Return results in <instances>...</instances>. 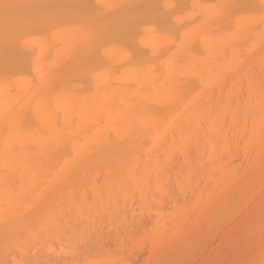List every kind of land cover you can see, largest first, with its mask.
Returning a JSON list of instances; mask_svg holds the SVG:
<instances>
[{"label":"bare ground","instance_id":"obj_1","mask_svg":"<svg viewBox=\"0 0 264 264\" xmlns=\"http://www.w3.org/2000/svg\"><path fill=\"white\" fill-rule=\"evenodd\" d=\"M135 204L146 264H264V0H0V264H131Z\"/></svg>","mask_w":264,"mask_h":264},{"label":"rangeland","instance_id":"obj_2","mask_svg":"<svg viewBox=\"0 0 264 264\" xmlns=\"http://www.w3.org/2000/svg\"><path fill=\"white\" fill-rule=\"evenodd\" d=\"M173 191H171V193H172ZM175 193V192H174ZM173 194V193H172ZM176 194H177V192H176ZM176 194H174V197H175V195ZM178 195V194H177ZM179 196V195H178ZM178 196H176V198L178 197ZM136 205V204H135ZM134 206V205H133ZM132 206V207H133ZM166 207H168V206H166ZM134 209V210H133ZM168 209H170V208H168ZM131 210V212H132V210H133V212L130 214H128V212H130V211H128L127 210V212H126V214H123V215H125L124 217H125V219L122 221V224L119 222V220H117L118 221V225H115L116 224V222H115V220L114 221H112V224L115 222V224H113V228L111 227V230L109 231V228H110V226H109V228H105L106 226V224L108 223V222H105L104 224H103V231H107L108 233H106V232H103V236L104 235H106L107 236V234H108V238L107 237H105L106 239H109V240H106L107 242H108V248H105V250L107 249L108 251H106V253H105V251H101V250H99V252H100V254L102 255V257L103 256H105L104 255V253L107 255H109V253L108 252H110V253H112L113 255H115V256H118V257H122V255H123V257L125 256V259H127L128 257L127 256H129V255H131V256H133V258L131 259V257L129 256V258L133 261H136L134 264H146L147 263V258H148V241H146V239L148 238V235L150 234L149 232H150V226H148V222L146 221V219L145 220H143L142 218H147L145 215H146V213H150L151 214V212H146V213H142L141 214V209L140 208H138L137 207V205L136 206H134L132 209H130ZM142 212H144V211H142ZM145 214V215H144ZM122 215V216H123ZM133 215V216H132ZM144 215V216H143ZM152 215L153 214H151V216L148 214V217L149 218H151L152 217ZM140 216H141V219H140ZM127 217V218H126ZM153 217H154V215H153ZM153 217H152V219H153ZM121 218V217H120ZM120 218H118V219H120ZM123 218V217H122ZM134 219V220H133ZM148 219V218H147ZM152 219H150V221L149 222H151V220ZM131 220V221H130ZM137 220H139L141 223H140V226H141V228H140V226H138V227H136L137 226V224H139V221H137ZM141 220H143L144 221V223H146V224H144ZM154 220V219H153ZM121 221V220H120ZM128 221V222H127ZM129 221H130V223H129ZM136 221L138 222V223H136ZM235 221V220H234ZM131 222H132V224H131ZM231 222V223H230ZM230 222H228L227 224H226V238L225 239H223V237L221 236L220 237V234H224L223 232L222 233H218V235L217 234H214V235H212L211 237H209V239H207L208 241L207 242H209V243H207L206 242V244L205 245H202L201 247H197V248H195V249H193V250H185V252L183 251L182 253H183V255L182 254H180V255H182V257L180 256L179 258H181V260L180 259H178L176 262H175V264H185V262H186V264H247L248 262H249V260H251V259H249V258H251V257H248L247 255H249V256H252L253 254V251L252 250H250L249 248H242V246H240V244H238V242H236V241H233L232 239H230V240H228L229 238H227L228 237V232L229 231H231V228H234L233 227V225H234V223H232V221H230ZM126 223V224H125ZM128 223V224H127ZM135 223H136V226H134V228H133V230H132V228L131 227H133V224L135 225ZM142 223H143V225H142ZM127 225L128 227H130L129 228V230H125V229H128V227L127 226H125V225ZM232 224V225H231ZM107 225H109V223L107 224ZM119 225H124L125 226V228L124 227H122V226H119ZM147 225V226H146ZM149 225H151V224H149ZM105 226V227H104ZM117 226V227H116ZM152 226V225H151ZM108 227V226H107ZM114 227H116V229L118 228V227H120V228H118V230L120 229V231H119V233H124V234H119L118 232H117V230H114L115 228ZM127 227V228H126ZM143 227V228H142ZM145 227V228H144ZM146 227H148V229L146 228ZM228 227V228H227ZM231 227V228H230ZM106 229V230H105ZM108 229V230H107ZM122 229H124V230H122ZM140 229V230H139ZM143 229H144V231H143ZM116 231L117 232V234H116V232L114 233V231ZM229 230V231H228ZM130 231V232H129ZM136 231V232H135ZM140 231H142V232H140ZM110 232V233H109ZM112 232V233H111ZM128 232H129V234H128ZM106 233V234H105ZM131 233V234H130ZM136 233V235H134ZM230 233V232H229ZM235 233V232H234ZM109 234H111L110 236H109ZM114 234H115V236H114ZM120 236H119V235ZM127 235H128V238H127ZM144 235V236H143ZM117 236L118 237H121L122 239H123V236H124V239L125 238H127L128 240H123V241H128L129 243L131 242V241H135L136 243H137V245H135V246H131V248L133 247H135V249H133L132 251H131V248H130V246L127 244L128 242H124L125 244L123 245V249H121V241L119 240V238H117ZM129 236L130 237H132V238H130V239H132V240H129ZM134 236V237H133ZM218 236V237H217ZM110 237H114V238H117L118 240H116V239H114L113 238V240H112V238H111V242H110ZM213 237V238H212ZM92 238H93V236H92ZM121 239V240H122ZM86 240H88V239H86ZM85 240V241H86ZM89 240H91V239H89ZM86 241V242H88V243H91V241ZM148 240V239H147ZM232 240V241H231ZM93 244L95 243V241H94V238H93ZM105 241V246L104 247H107V242ZM114 241V242H113ZM119 241H120V244H118L119 243ZM224 241V242H223ZM63 241H61V242H58L59 244L60 243H62ZM72 242V241H71ZM74 242V241H73ZM72 242V243H73ZM76 242V241H75ZM84 241H82V244H84V246H86L85 245V243L86 242H84ZM102 242H104V239L102 240ZM143 242V243H142ZM145 242V243H144ZM212 242V243H211ZM234 242L236 243V244H234ZM58 243H54V245H53V250H55V247L54 246H60ZM64 243V242H63ZM70 243V242H69ZM68 242L66 243L67 245L69 244ZM79 242H77V244H78ZM87 243V244H88ZM109 243H110V245H109ZM112 243H114V244H112ZM139 243V244H138ZM228 243V244H227ZM65 244V245H66ZM73 244H76V243H73ZM80 244H81V242H80ZM103 244V245H104ZM115 244H117V245H115ZM131 244H132V242H131ZM130 244V245H131ZM135 244V243H134ZM211 244V245H210ZM222 244H224V245H222ZM63 246V244H62V246L65 248L66 246ZM88 245H90V244H88ZM86 246V247H89V246ZM114 245H115V247H114ZM119 245V246H118ZM207 245V246H206ZM213 245V246H212ZM234 245V246H233ZM61 246V247H62ZM69 246V248L72 250V247L74 248V250H76V251H74V252H72L71 250L69 251V248H67V250H64L63 249V251L65 252V251H69V253H66L67 254V256H68V254H70L71 252L72 253H74L76 256H73V254L71 255L70 254V256H73L76 260H78V261H80L82 258H83V256L81 255V254H79L78 252H81V248H85V249H83L82 251L83 252H81L82 254H84V250H86V252H87V249L88 248H86V247H84L83 245H81V246H83V247H81L80 245H78V246H80L81 248H79L78 246H76V245H71V243L68 245ZM76 246V247H75ZM118 246V247H117ZM125 246H126V248H125ZM140 246V248H138ZM141 246H142V248H143V250H141L142 248H141ZM239 246V247H238ZM79 248V251H78V248ZM93 247H95L94 249H93ZM112 249H111V248ZM120 247V248H119ZM210 247H212V248H210ZM59 247H57V250L56 251H58L59 249H58ZM77 248V249H76ZM90 248V247H89ZM119 248V249H118ZM125 248V249H124ZM240 248H241V250H240ZM91 250H89L88 249V252L85 254V256L88 254H93L94 252H95V254H96V256L98 255L97 253V250H95L96 249V245L95 246H91V248H90ZM109 249H110V251H109ZM120 249H121V252H122V255H121V252H120ZM128 249H129V251H128ZM140 249V250H139ZM148 249V250H147ZM232 249V250H231ZM238 249V250H237ZM250 251H249V250ZM93 250H95L94 252H93ZM112 250H114V251H112ZM125 250V251H124ZM59 251H62L61 249L59 250ZM78 251V252H77ZM90 251V252H89ZM92 251V252H91ZM118 251V252H117ZM130 251L132 252V253H130ZM134 251H135V253H134ZM136 251H137V253H138V256H137V254H136ZM242 251V252H241ZM251 252V253H249V252ZM75 252H77V253H75ZM97 252V253H96ZM101 252H103V253H101ZM120 253V254H119ZM129 253V254H128ZM134 253V254H133ZM185 253V254H184ZM94 254V255H95ZM99 254V255H100ZM141 256H140V255ZM230 254V255H229ZM252 254V255H251ZM81 255L82 257H81V259L79 260L78 259V257ZM86 256V258L87 257H90V256ZM111 255V254H110ZM112 255V256H113ZM127 255V256H126ZM137 257H136V256ZM186 255V257L185 258H183L184 256ZM58 256V255H57ZM65 256V255H64ZM93 256V255H92ZM95 256V257H96ZM230 256V257H229ZM52 257V256H51ZM53 257H54V255H53ZM52 257V259L51 260H53L55 257H56V255H55V257L53 258ZM94 257V258H95ZM99 257V256H98ZM97 257V258H98ZM101 257V256H100ZM134 257H136L135 259H134ZM234 257V258H233ZM70 257H67L66 259H68L69 260V262H70V260L71 261H74L72 258L71 259H69ZM85 258V257H84ZM93 259V257H90V258H87V259ZM144 258V259H143ZM178 258V257H177ZM248 258V259H247ZM56 260H58L59 259V257L57 258H55ZM54 259V260H55ZM65 259V258H64ZM96 259V258H95ZM100 259V258H99ZM124 259V258H123ZM186 259V260H185ZM245 259V260H244ZM248 261H247V260ZM97 260V259H96ZM131 260H129V262L132 264V261ZM184 260V261H183ZM243 260V261H242ZM66 262H67V260H65ZM126 262L128 261V260H125ZM133 261V262H134ZM139 261V262H138ZM143 261H145V262H143ZM245 261H247V262H245ZM59 263H60V261H58ZM69 262H68V264H69ZM188 262V263H187ZM54 263H56V261L54 262ZM71 263V262H70ZM174 263V262H173ZM58 264V263H57Z\"/></svg>","mask_w":264,"mask_h":264}]
</instances>
